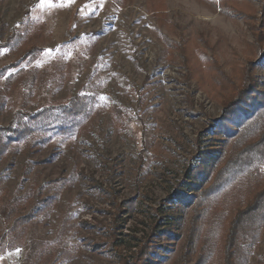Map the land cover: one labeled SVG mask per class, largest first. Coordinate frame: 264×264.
I'll use <instances>...</instances> for the list:
<instances>
[{
    "label": "rangeland",
    "instance_id": "1",
    "mask_svg": "<svg viewBox=\"0 0 264 264\" xmlns=\"http://www.w3.org/2000/svg\"><path fill=\"white\" fill-rule=\"evenodd\" d=\"M120 1L0 0V43L16 34L0 69L40 49L0 77V124L98 101L75 140L0 137V242L30 221L0 264H184L196 209L173 194L202 183L189 170L220 145L222 101L250 63L264 90V0ZM247 264H264V234Z\"/></svg>",
    "mask_w": 264,
    "mask_h": 264
},
{
    "label": "trees",
    "instance_id": "2",
    "mask_svg": "<svg viewBox=\"0 0 264 264\" xmlns=\"http://www.w3.org/2000/svg\"><path fill=\"white\" fill-rule=\"evenodd\" d=\"M14 40L16 34L0 46ZM39 52L38 47L31 46L18 61L1 68L0 77L22 61L35 60ZM261 56L264 58V48ZM252 65L245 68L244 80L222 101L223 112L216 120L214 134L220 145L212 144L205 149L203 162L189 170V177L201 175L202 183L192 180L188 185H196L195 190L190 187L187 194L179 188L173 194L180 203L193 204L196 209L184 264H189L190 257L196 255L194 264H247L252 250L263 238L264 90L257 85ZM97 104L94 94L81 92L65 103L49 104L35 111L20 109L8 125L0 124V137L7 144L30 140L35 146L54 139L75 140ZM208 164L212 165L209 171ZM29 222L27 216L17 218L13 229L21 227V235L8 243L5 234L0 254L23 244Z\"/></svg>",
    "mask_w": 264,
    "mask_h": 264
}]
</instances>
